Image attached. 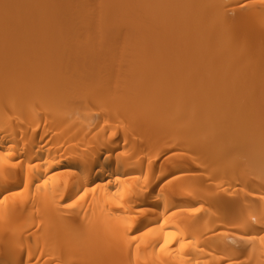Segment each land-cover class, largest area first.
<instances>
[{"label": "bare ground", "instance_id": "obj_1", "mask_svg": "<svg viewBox=\"0 0 264 264\" xmlns=\"http://www.w3.org/2000/svg\"><path fill=\"white\" fill-rule=\"evenodd\" d=\"M52 1L53 0H0V33L3 32V35H0V41H2L4 38L6 42H1L0 47L4 49V45L2 44L7 45V42L9 43L8 46H12V48L10 49L12 51H10L8 47L7 49L10 52H8L7 50H5L6 52L2 51L1 48L0 52H8V57L9 54L13 52V50V53L16 52L17 55L18 53H20V51L24 52V54L28 52L31 53L33 50L32 47L34 45V42H36L34 41L35 39L33 37L37 36L40 39L43 38L42 41L46 38V36H48L49 38V30L43 29V31L45 30L47 32L42 33V27L40 28L39 26V24L43 26L44 22L37 21V18V22H31L35 17L38 16H36V14L41 11L42 8L43 11L46 10L45 5L52 3ZM115 1L116 0H55L56 4L63 10L61 19L59 20V26L61 27L63 32L66 31V40H70L71 43H74V45L72 46V44H69L70 42H68V44L73 47L70 48L69 45L65 42V45H63L66 47L68 46V48H65L67 50L58 47L54 44V42L57 41L56 36L57 34L59 35V33L57 31L51 32V36H55V39H53L54 37H51V39H49H53L55 41L53 42V45L50 46L49 50H51L52 46H57L59 50L54 46L55 50H58V52L55 51V55L57 56L58 54V58L60 56V58L58 59L59 63L58 61L56 63V57L53 54L54 50L52 49L51 53L49 51V54L45 51V56L48 54V57L50 59H52V55L55 58L51 60H55L54 63H51V65H55V69H53L54 65L53 68L50 67V62L47 63L48 65L45 64V66H48L47 68L51 70V77L53 78L50 79L49 70L45 71V66H43L45 67V69L41 68L42 66H39L43 70L42 74L40 71L41 69L37 68L40 63L38 62L37 65L31 62L32 64H34V66L36 65V67H34L29 63L33 66V73L36 74L35 71H37V69H40L39 73L42 75L40 76L37 71L38 75L36 74V76L38 77H35V79L33 78L34 80L30 79L29 81V79H27L28 81H26L25 78H30V76L32 75L31 72H28V74L31 73V75L28 76V74H26V76H23L25 77L23 78L25 79L24 81L18 76V74H20L19 71L21 70L19 69V71H16L15 69L16 66H19V68H21L20 65L22 63L20 62L19 65L18 63H16L17 61H19L17 60L15 62L16 66H14V59L11 58L13 59L12 65L15 69L14 72H17V76L15 73L13 76H16V78H13V76L11 75L8 80H10V78H13L12 80L15 81L16 79H20L21 83V80H23L24 86L16 84L17 81H11V85L13 84L12 86H6V83L0 82V84L4 83L7 89L9 86H20V88L16 87L15 91L12 90L14 92H11V95L9 94V92L7 93V91L0 92V94H4V96L2 94L3 97H5V94L7 95L5 98L0 96V264H264V172L258 171L259 169H261V171L263 170L262 168L264 167V160L261 161L259 157L257 159V161L260 160L258 161V164L262 165L261 167L260 165L258 167L256 160L254 162L257 165L256 167L255 165L253 166L252 162L248 164L246 161H244L245 164L247 163V166H251L250 170H247L248 168L245 169L246 165L242 168L240 164H237V166L235 163L236 161L234 162V160L233 162L235 164L233 166L232 159H228L230 157L229 155H226L225 152V150L227 151L226 148H229V146H227V144L225 143V139L223 141L224 144L222 140L221 142L223 147H227H219L220 149L223 148L221 150H224L222 154L220 152L222 157L219 154H216V152L220 149L216 150L215 148H209L210 146L212 147L217 144L220 146V143H217V140H215L216 142L211 141V145L208 144L209 142L206 143L208 144V146L210 145L209 147H207L206 145L200 147L207 148L197 151L194 150L197 145H203L201 143L204 139L206 140V138L203 137L207 135H204V133H209V129H212L209 127V125L208 127L206 125L207 128L200 127L207 119L206 117H204V115H207L208 119L210 117V119L213 120L212 118H215L214 115H218L216 112L218 109L215 108L216 114H212L213 109L211 111V108L215 103L217 104H215V107H219L220 105H222H218L220 97L221 100H223V103L225 102L226 98L228 99V102L229 99L232 98L231 96H228V94L230 93L226 92L227 96H225V93L223 91L222 92L224 95L222 93H220L221 96L219 95V91L223 90L220 87L222 86L221 83H219L220 88L218 87L220 90L215 93L216 95L214 94L215 98L214 101L212 100L213 102H210L211 99L209 100L208 96L207 98L206 95H203L204 90L208 95H210L209 91L213 90H208L209 88H211V83H209L208 80L209 78L212 79L213 75L215 74L213 71V68H215L213 64L219 61L222 62L219 59L220 57L217 58L219 59V61H216L215 56V60L213 59L214 62L212 61L213 55L210 56L212 54L211 50L217 44L213 46L214 43H212V41L214 39H212L210 35L213 31L214 33H216L215 30L224 29L225 27L221 26L222 23H224L225 26L228 27L229 21L231 20H228V18L230 19L229 16L224 15L225 8L229 7L234 10L235 7L238 8L240 6H242V8L243 6H246L245 10L244 8L242 9L244 10V12L241 10V13H233L238 17V21L236 20V22H240L241 26L244 27L243 31L247 32L246 30L251 27L250 29H252V31L254 32L253 29H257V27L260 26L256 30V32L259 30L262 32L261 29L264 30V0H118L116 1V4L118 3V5L113 3ZM119 1L121 2V4ZM142 1L147 3L148 10L145 9V14H143V16H147L145 18H148V21L150 20L148 24H153V19L154 23L156 21L159 23L158 17L165 19L164 24L168 23L166 21L167 16L170 13H174V17H176V13L179 19L187 18L186 16L188 15L191 16V19L187 18L188 21L186 20L184 24L182 23L183 20H181V23H177L179 24L178 27L180 28V30L181 28L194 29L196 28L195 26H198L199 28H201L200 30H202L200 34L197 33V30L196 35L198 36L194 35L196 39L195 37H192V39L194 38V41H197L198 45L193 44L196 43V41L194 42L191 37L187 38V40L189 41L192 40L191 42L186 40L184 41L186 43V46L188 47H194L195 45H197L195 46V48H190V50H188V47L187 49L185 47V50L188 51L185 52L187 53L186 56L188 55V58H190V62H188L190 67H188L189 65H187V67L191 68V65H193L191 63L194 62L193 60H196V62L199 61L200 64L199 62H195L196 65L199 64V66H197L199 69L198 71L196 70L197 73L199 72L198 74H200L202 72L203 74L209 76L208 78L204 75L205 80L206 78H208V82L205 85L206 81L203 78V74H200V77H202V80H204L205 83L202 84L203 82H201L202 80L200 79L199 81L202 85L199 82L200 86H198L203 91L201 95L204 96V98L206 97L207 101L210 103L205 102L206 99L203 100L202 96V101L200 100L198 103L204 101L206 105H203L201 103L203 106L201 108V105H196L197 102H194L196 106L202 109H198V111L197 107H194V111L197 110L199 112V115L203 114L202 119L204 121H200L202 124L197 121V119L199 120L201 118V116L198 117L199 115L197 111L196 114H194L195 112L193 113V115H195L193 117V121H197L198 123L196 122V124H200V126H196L192 122L193 126H191L190 124V129L184 130V128L180 129V127H177V124L181 123V121L175 124L177 120L182 119L180 118L182 115H185L182 114L184 112V109H182L184 106L181 105H184L187 99L189 100V96L194 95H187V93H189L187 88V92L182 89L187 86L185 84V86L182 85V83H184L185 78H188L187 76L190 73L187 72L188 69L187 67H185L187 63L185 62L184 65L182 64L184 56H182L183 60L181 61V63L179 62V64H182L180 66L181 69L179 68L180 70H177V67H179V65L175 63L177 61H174V57H176L177 53L175 54V52H173L172 50L175 55L173 56V54H171L172 52H170V55L168 50H170L171 48V43L169 42L170 44L169 46H167L169 47L168 49L166 48L167 43H164V46L163 42H161L165 41V37L167 36V34H165L166 36H162L163 39L161 38L159 40L158 38L163 34H160L159 37L156 35L153 36L152 33L154 31H151V34L149 33L151 29L149 31L145 29L143 30L142 27L144 26H142L141 28L143 31H141L139 29L140 26L139 28L137 27L138 25L135 26L137 24L136 22L139 21V16L136 10L142 6L140 4L144 3ZM110 4L114 6H111ZM137 4H140V6H138ZM109 8H111V10H109ZM236 8L235 10H237ZM104 9H106L105 13ZM140 9H138V13L140 12L139 15L141 17L142 12ZM239 9L240 8H238V10ZM15 11L18 13L16 14ZM101 11L103 12V14ZM114 11L115 13H117L116 11H119L116 14V19H121L123 24L125 22L128 23H125L123 25V30L127 26L126 30H122V22H120V20L118 21L121 24H117L118 27H120V30H117L118 27L116 28V24L114 25L112 23V20H114L115 18L113 16V14L115 15ZM104 14L105 16L102 17ZM107 14L110 17H108ZM33 16L35 17L33 18ZM105 17L108 20H106ZM155 17L157 19H155ZM234 18L236 19V17ZM128 19L129 21H127ZM173 19L175 20V18ZM174 20L172 21L174 22ZM259 21L263 22H260L263 24V27L261 26V24H256ZM129 22H133V26L135 27H133L132 24H130L129 26ZM47 23L49 22L47 21ZM143 23H146V21H143ZM171 23H169L168 25L170 26ZM152 24L151 27H153ZM177 24H172L173 27L171 26L172 29L170 28L171 30L175 29V33L180 32H177ZM254 24L256 27L253 26ZM45 25L48 24L44 23V26ZM112 25H114V27H111ZM147 25H145V28H147ZM234 25L237 27L236 23ZM48 26H50V24ZM149 26L150 25H148V27ZM161 26H163L162 22ZM174 26L177 27V29ZM29 27H31L32 30ZM51 27L55 28L53 25ZM27 28L29 32L28 30H26ZM155 28L154 30L156 31ZM158 28L161 27L159 26ZM167 28L169 27L167 26ZM167 28L166 30H168ZM190 29L189 31H191ZM22 30L23 33L21 35L20 32ZM159 30L162 31V29ZM119 31H122V34H125V31L128 33L125 34L126 45H123V49L125 50L124 53L128 50L130 51V49L133 48V44H136L134 48H138L141 45L138 43L143 44L144 42V45L141 46L143 47V49H145L146 47V50L148 48V51L144 53L145 50L142 51L140 47L139 49L141 50L140 52L142 54H140L141 56H139L137 59L135 54L138 53L136 55H139V51L134 52V50L136 49L133 48L132 53H134V55H131L133 56V58L135 56L137 60H141L143 65H141L138 61H136V63L138 64H134L132 57L130 56L131 59H127L129 63L131 62L130 65L128 63L127 64L129 66L123 64L127 66L124 67L121 61L122 68L119 66L121 68L120 69L117 66L118 63L116 64L114 62L113 66L112 63L111 65L108 64V60L112 58L110 57L108 59L111 53H109V56L107 57V55H105L103 51H101L104 55L101 54L102 56H100V50H104V48H101L97 51V49H99V46H103L104 44L106 48V45L109 42L110 44H108L111 46L108 47L107 45V47L110 49V47L112 48V44L115 43V41L113 43L112 40H117L119 39L118 37L122 38V40L120 39L121 42H124V36L122 37ZM252 31L250 33H252ZM167 32H169V30ZM159 33L157 31L158 35ZM171 33L173 32L171 31ZM17 34H19L18 38L16 36ZM45 34L47 35L45 36ZM190 34L191 33H188V35ZM193 34L191 36H193ZM230 34L228 32L227 36H232ZM184 35L185 34L182 35V40L185 39V36L187 37V35ZM246 35L247 34H245V36ZM155 36L156 39L154 38ZM261 36H263V34ZM27 37H30L31 39H27ZM131 37L132 40L131 42H129V38ZM140 37L141 40L138 39ZM208 37L209 39L211 38V42L208 40ZM134 38L137 41L136 43H132V41H135ZM143 38L144 40L142 41ZM179 38L181 40V36ZM77 39H83L87 42V54L82 55V53L79 54L76 53L77 51L75 52L74 46L75 42H77ZM169 39H171V37H169ZM172 39L170 41H172ZM174 39V42H172L174 44L178 43V40L176 39L175 41ZM225 39H227V37ZM27 40L32 41H28V43L30 42L29 45H32L31 48L28 45ZM207 40L209 43H207L209 49H207ZM42 41L40 42L41 44H43ZM52 41L50 42L52 43ZM101 42H103V44L99 45V43ZM121 42L120 46H122L123 44H121ZM180 42L182 43L183 41ZM234 42L235 41L231 43ZM37 43H39V41H37ZM55 43H58V41ZM252 43L254 42L252 41ZM26 44L28 45V47ZM49 44H46L47 48H49ZM174 44L172 46H174ZM221 44L224 43H220V45ZM261 44L264 46L263 42H261ZM80 45H82V43ZM178 45L179 44L175 46L177 48L183 46V44L180 46ZM220 45L213 49V51H215V55L217 54V51H221L224 48L226 49V47H224L225 45ZM17 46H20V48L17 49ZM114 46L115 45H113V48ZM124 46L128 49H125ZM263 46L262 48H264ZM25 47L29 49L25 50ZM35 47L36 46H34L33 53H36V50L38 48ZM43 47L41 46V48ZM248 47L250 48V46ZM23 48V51L20 50ZM219 48L220 50H218ZM227 48L230 49L229 45L227 46ZM256 48L257 47L255 46V49ZM123 49H121V52L119 53L123 54ZM164 50H167L168 52ZM116 51L112 53H115ZM177 51L178 50L176 49V52ZM180 51H183L184 53V50H182V48H180ZM180 51L178 52L177 56L182 55L180 54ZM245 51L243 50L241 53L242 55H244L243 57H246L244 53ZM255 51L257 53V50ZM262 51L264 52V49ZM260 53L263 54L261 51ZM50 54L52 55L49 56ZM95 54H98V56L94 57ZM166 54L169 56H173L172 59L171 57H169L171 60L174 59V62L171 61V63L173 62L178 66H174L173 63H168L167 60L169 58L168 56H166ZM253 54L252 57H248L250 60L251 58H253ZM261 54H259L260 58L259 56L255 57L259 58L258 60H256V62H259V60L262 59ZM17 55L15 56V58L17 57ZM142 55L144 57H146L147 55L148 56L144 59ZM242 55H240L241 58ZM21 56H23V54ZM26 56L27 55H25V57ZM35 56H37V54ZM92 56L93 58H91ZM223 56L224 55H221V59H223ZM1 57L0 73L1 71L3 73V69H5V67L2 66L5 65V60L3 61L2 59L4 58L1 59ZM141 57H143L145 61L143 59H140ZM164 57H167V63L164 61ZM115 58H117V56ZM180 58L181 56L178 58V60H180ZM255 58L253 59L255 60ZM6 59L9 58L6 57ZM31 59L28 57V60H26L28 62L29 60L32 61ZM45 59L47 58L44 57V59H42L43 61L40 59L42 61L41 65H43ZM26 60H24V62ZM187 60L189 61V59ZM127 61L125 60V62ZM233 62H235V60ZM252 62H249L251 63L250 65L252 70H257V72L260 73L263 67L261 68L260 66L261 69L259 71V67L257 66L259 63L257 62V65L255 66L257 69H255V67H252V65L254 64V62L253 64ZM261 62L264 61L261 60ZM222 63H219V66ZM29 64L26 63V65ZM216 64L215 66L218 69V71H216L219 72V69L221 67L219 68L217 66L218 64ZM234 64L235 63H233V65ZM241 64L239 62V65ZM243 65L244 63L242 64V66ZM250 65H248V69ZM183 66L187 69L186 72L188 74H186L185 72L187 76L185 75V78H182L184 80L183 82L180 81L181 88L177 90V95H175L174 92H176V88H174L175 91H173V94L171 93V91L173 90L172 88L174 87V85L175 87L177 86V83H174L177 82L179 78H181V75L186 70ZM194 66L195 65H193V68L195 69ZM24 67L26 66L24 65ZM27 67L30 68L29 66ZM159 68L161 69V72ZM183 68L184 71L182 73ZM229 68H226V71ZM189 70V72L191 73L195 71L192 68ZM200 70L202 71L200 72ZM30 71H32V68ZM177 71L181 74H179ZM196 71L192 74H196ZM211 71L212 74L214 73L212 77H210ZM14 72L12 71V73ZM25 72H23V75H25ZM44 72H47L46 74L49 75H45V77L47 78L44 77ZM247 72L249 74V71ZM257 72L255 74H257ZM170 73H172V75H170ZM174 73L175 77L173 76ZM146 74L148 76H146ZM253 74L254 73H252L251 75L250 72L249 76H254ZM149 75L151 78L153 76L156 79L147 78V83L145 81L146 77H149ZM193 75L191 77H193L194 80L193 78L191 79V77L187 80L191 79L193 81L190 82L191 80H189L188 82L191 83L190 87L192 89V92L194 91L193 93H196V96L194 95V98H190L189 102L192 101V99L193 101H197V99H200V92H202L199 87L193 85L194 82H196V80L199 78V76L196 77L195 75ZM215 75H217V73ZM1 76H3V74H1ZM5 76L1 78L4 79ZM177 76L179 78H177ZM219 76H216V78H219ZM249 76L248 81L252 82ZM259 76H261V74L257 76V79ZM252 78L255 79V77ZM169 80L174 83L171 84V81L169 82ZM3 81L7 82V80L5 79ZM211 81L214 80H210V82ZM8 82L10 83V81ZM8 82L7 84H9ZM260 82H262V80ZM17 83H19V81ZM197 83L198 80L195 84ZM208 83L210 84V86ZM228 84L229 83H227V87ZM252 85L253 84H251V86ZM194 86L196 88H194L193 90ZM207 86H209V88ZM232 86L231 88H233ZM1 87H3V85ZM218 88L216 87V90H214L217 91ZM222 88L225 87L222 86ZM5 89L3 88V90ZM21 89L24 90V92L21 91ZM195 89L197 91H200L198 92V95L197 91L195 92ZM235 89L237 90V87ZM20 91L22 92V94L20 93V97H16V100L18 98L20 99L19 101L17 100L18 103L14 105V102V106L11 107L5 106V103H12L13 100H15L14 93H16L17 95V93ZM257 91H259V89ZM236 92H238V90L235 91V95L238 96L240 94L239 96H241V93L236 94ZM254 93L258 92L255 91ZM167 94L169 95V97L172 95L175 96H172V98L170 97L169 99L167 97ZM243 95H245V93ZM216 96L218 97V99L216 98ZM242 97L235 98V100H243ZM195 98L197 99L195 100ZM216 99L219 101L217 102ZM227 99L225 103H228ZM171 100L173 101V103H171ZM263 100L264 99H262V101ZM165 101L167 103L170 102L171 104H173L171 105L172 108H170V103L167 104ZM249 101H251V99ZM191 103V107L195 106ZM251 103L253 104V101ZM238 105L239 104H237V106L235 105L236 108L238 107ZM178 106L180 108H177L178 110L175 109ZM223 106L225 107L226 104H224ZM181 109L182 113L180 112ZM221 109H223V107ZM220 111L221 110L219 107V112ZM250 111L251 110L249 109V112ZM179 112L182 114L181 116L179 115ZM187 112L185 111L186 114L189 113ZM256 112L257 110L255 111V113ZM176 113L180 116V119L176 118L178 117V115L176 116ZM209 113L211 114V116H208ZM220 114H222V111ZM233 114H236V112L231 113L232 116ZM190 115L187 118L192 119ZM196 115L198 118L196 117ZM225 115L228 116L227 114ZM164 118L166 120H164ZM233 118H231L232 121ZM243 118L245 120V117ZM173 119L177 120L174 122ZM164 121L166 122V124L164 123ZM215 121L217 122V120ZM168 122L174 123L176 125V128H174L175 126L172 123L171 124L174 127ZM208 122H210L211 126L212 121ZM206 123L207 122H205V124ZM183 125L184 124L182 123V126ZM214 129L212 130L213 132ZM227 129L228 128H226V130ZM226 130L224 131V133L226 132ZM215 131L218 132L217 129H215ZM228 131H230V129ZM251 131L252 130L250 129V132ZM254 132H256V130H254ZM218 133L221 132L219 131ZM213 134L211 136H213ZM259 134L262 133H258V136ZM221 135H218L219 138H221ZM218 136H216V139ZM225 136L227 135L225 134ZM232 137L230 139V136H227L226 139L229 138L230 143H232L233 145L234 140L232 142ZM251 137L249 136V140ZM255 138L256 140H258L257 137ZM262 138L264 139L263 136L261 137V140ZM253 139L251 140L254 144V141L256 140ZM203 143L205 144V141ZM263 143H260L262 147L264 146ZM256 144H254V146ZM238 146L237 148L241 147L244 150L241 145L239 147ZM213 149H215L216 152ZM253 149H251V152ZM261 149L264 152V149ZM228 151L230 152L228 154L232 156L231 150ZM217 153H219V151ZM241 153L242 151L240 152V154ZM258 153L259 152H257L256 155H258ZM225 155L228 156V158L225 157ZM244 156H246V154L243 155V159L245 160L246 157L244 158ZM223 158L228 159L227 161L229 163H227L229 164V167L230 165H232L231 167H233L234 170H230L229 167V170L226 169L227 167L224 168L225 166H228V164L225 165L224 162L226 161L224 160L222 161L224 167L221 170L223 165L220 166V164L222 163H220L219 165H217V163L219 159ZM238 159L236 158V160ZM240 160L241 158L239 159V161ZM217 167L220 168V171H217ZM253 168L257 169L253 170ZM197 174H201V176L203 175L202 178L199 177V181L196 180L197 182H192V178L193 180H195L194 176ZM191 182L195 185L190 184ZM195 182L198 184H196ZM214 186L218 187V190ZM214 188H216V192H220L219 195H217L218 193H216L215 191H211V189L213 190ZM221 192H223V194H221ZM220 194L222 197H224V194L230 195V197H228L233 200H230V202H234V205L231 203L233 205L231 207L232 209L228 206L226 201L224 202L220 199L219 201L215 198L221 197ZM214 199L217 200H215V202L217 203H214ZM223 200L228 201V198L226 199L224 197ZM222 203H225V206L222 205L224 206V208L222 206L219 207ZM216 204L221 210L217 209ZM225 209H227L228 211L230 209L231 211L228 213V211H225Z\"/></svg>", "mask_w": 264, "mask_h": 264}, {"label": "rangeland", "instance_id": "obj_2", "mask_svg": "<svg viewBox=\"0 0 264 264\" xmlns=\"http://www.w3.org/2000/svg\"><path fill=\"white\" fill-rule=\"evenodd\" d=\"M116 1H118V0H116ZM116 1L113 2V3L116 4ZM120 1H121V0H120ZM120 1H119V2H120ZM142 2H144V1H142ZM51 4H52V5H51ZM120 4H121V2H120ZM140 4H141L143 7H144V6H145V7L143 8V7L141 6V7H142V8L140 7L141 9L138 8V9H140L141 12H142V13H141V17H140V15H139L140 12L138 13L139 10H138V9L136 10V11H137V14H138V16H139V19H138V20H139L141 23H140L139 21H137V22H136L137 24H136L135 26L138 25V26H137L138 28H139V26H140L139 29H140L141 31H143L144 29L149 31V30L151 29L149 33L151 34V33L154 31V32L152 33L153 36L156 35V36L159 37L160 34H163V35H161V37H159V38L157 37L159 40H160L161 38L163 39L162 36H166L165 34H167V36L165 37V41H166V39H167V41H166V42H165V41H161V42H163V45H164V43H165V44L167 43L166 48H168V49H169V47H167V46H169V44L171 43V46H170V47H171V48H170L171 51L168 50V51H169V54H170V52H172V50H173V52H175V54L177 53V54H176V57H174L175 60L173 59L174 61H177V62H175V63H177V64L179 65V67H177V70L179 71V70L181 69L180 66H181L182 64L184 65L185 62L187 63L185 67H187V65H189L188 62H190V58H188V55L186 56L187 53H185V52H186L187 50H185V47H186V49H187L188 46H186V43H185L184 41H185V40H186V41H189V40H187L188 37H191V39H192V37L198 36V35H196V34H197V33H198V34L201 33V31H202V30H200L201 28H199L198 26H195L196 28H194V29H190V28H186V29L183 28V29H182V28H181V30H180V28L178 27L179 24H177V23H181V20H183L182 23L184 24V23L186 22V20L188 21L187 18H190V19H191V16L188 15L189 17L186 16L187 18H181V19H179V17L176 15V13H175V16H176V17H174V13H170V14L168 15V16H170V17L167 16V18H166V21H167L168 23H165V24H166L169 28H167V26L164 24L165 19H162V18H160V17H158V18H159L158 21H159L160 24H159L156 20H155L156 22L154 23V19L152 20L153 24H152V23L148 24L150 20L148 21V20H147L148 18H145V17H147V16H145V15L143 16V14H145V9L148 10V9H147V8H148V7H147V3L144 2L143 4H142V3H140ZM140 4H139V5L137 4V5L140 6ZM144 4H145V5H144ZM47 5H48V6H47ZM47 5H45V9H46L45 11H43V10H42L43 8H42L41 11L38 12L39 14H38V13L36 14V16L38 15L37 17L33 16V18H34V17H35V18H34L33 20L31 19V20H32L31 23H33V22L35 23V22H37V21H42V22H44L45 24H48V25L50 24V26H48V25H45V26H44V23H43V26L40 25V24H39V26H40V28L42 27V31H43V29H45V30H49V31H48L49 34H48V33H47V34L50 35V37H49L50 39H51V37H52V38L54 37L53 39H55V36H51V32H52V31H53V32H54V31H57V32L59 33V35L57 34L58 37L56 36L58 43H55V42H57V41H55V40H53V39H52L53 41L50 40V39L48 38V36H46L47 34H45L46 38L44 39V40H47V41H44V40L42 41L43 38L40 39L39 37L35 36V37H33L35 40H34V39H32V40H34V41H36V42L33 41V42H34V45H33L32 49L34 50V46L38 47L37 50L35 49V50H36V53H33V50L30 49V50H32L31 53L28 52V51H25V52H28V53L24 54V52H21V51H20V53H18V55L22 53L23 56H21L22 54L18 56V55L16 54V52L13 53V52H14V50H13V52H11V53L9 54V57H8V54H7V53L10 52V51H12V50H10V49L12 48V46H11V45H10L11 47L8 46V45H9L8 42H7V45H6V44H2V45H4V49H2V48L0 47V48L2 49V51H5V50L8 51V49H7L8 47H9V50H10V51H8L7 53H5L6 51H5L4 53H3V52H0V55L3 56V57L0 56L1 59L4 58V59H2V60H3V61L5 60V63H4L5 65L3 64L4 66H2V67H5V69H3L4 71L6 70L5 72L3 71V73H2V71H1L0 76H1V74H3V76L6 75L5 77H6L7 79H6L5 77H4V79L7 80V82L10 81V83L8 82L9 84H7L6 81H3L4 79L1 78V77H3V76L0 77V78H1V79H0V82H4V83H6V86L11 85V81H13V82L15 81V80H12V79H13V78H16V76H17V72H16V71H19V69L21 70V71H19L20 74H21V76H20V74H18V76H19L20 79L25 78V77H23V76H26V74H28V72H31V73H32V75H31V73L28 74V76H30V75H31V76H30V78H29V77H26V78H25L26 81H28L27 79H29V81H30V79L34 80L35 77H38V76H36L37 71H38V74H40V73H39L40 71H41V73L43 72V70H42L41 68L45 69V67H46L45 71H46V70H49V73H50V74H49V75H50V79L53 78V77H51V72H50L51 70L48 69V68H47L48 66H45V64L48 65L47 63L50 62V63H49V64H50V67L53 68V65H54V64L51 65V63H54L55 60H56V63H57V61H58V59L60 58V56H59V58H58V54H57V56L55 55V54H56V53H55V51H56L55 48H56L57 46H58V47H61L62 49L68 48V46H67V47L64 46V45H65V44H64L65 42H66L67 44H68V42H70L69 44H72V46L74 45V43H73V42L71 43L70 40H69V41L66 40V36H67V35H66V31L63 32V30H62L61 27L59 26V25H60V21H59V20L61 19V14H62V11H63L62 8H60V7L56 4L55 0H53L52 3L47 4ZM110 5H111V4H110ZM116 5H118V3H117ZM46 6H47V7H46ZM111 6H114V5H111ZM49 7H50V8H49ZM55 7H56V8H55ZM225 7H226V6H225ZM20 8H21V7H20ZM111 8H112V7H111ZM111 8H109V10H111ZM113 8H114V7H113ZM235 8H236V7H235ZM235 8H234V10H233V9L227 7V8H225V10H224V15L230 17V19H229L228 17H226V18H228V20H231V21H229V25H228L229 28H228L227 26H225L224 23H222L221 26H223V27H225V28H224V29H220V30H215L216 33H214V31H213V32L211 33V35H210L211 38L214 39V40L212 41V40H210L211 38L209 39V37H208V40H209L210 42L212 41V43H214L213 46H215V44H217L214 48L218 47V46L220 45V43H224V44H221V45H223V46L225 45L224 47H226V49L223 47L224 49H222L221 51H217V54H216V55L214 54L215 51H213V49H214L213 47H212L213 49L211 50V53H212V54H211L210 56L213 55L212 61L214 62V60H215V59H214V56H215L216 61H217V60L219 61V59H220V60L223 62V63L220 62V61H219V62H215V64H216V63L218 64V65H217V64H216V65H217L219 68L221 67V68L219 69V72H217L218 69H217V67L215 66V64H213L214 67H215V68H213V71H214L215 74L217 73V75H215L214 73H213V74H214V75H213V74H212V71H211V75H210V77H212V75H213V78H214V77H215V78H214V79H213V78L210 79L209 76L203 74V73L201 72L202 70H200V72H201L200 74H203V78H204V75L207 76V77L209 78L208 81H209V83H211V88H209L210 84L208 83V84H209V86H207V87L209 88L208 90L213 89L212 91H209V94H210V95L206 94V93H205V90H204V94H203V95H206V97L208 96L209 98H208V97H207V98H208L209 100L211 99L210 102H213V101H214V98H215L214 94H215L216 92H218V90H220L219 88L221 87V89H223V90H220L221 92L219 91V95H220V96H221L220 93L223 94V92L225 93V96H227V95H226V92L231 94V95L228 94V96H231V97H232V98L229 99V102H228V99L226 98V99H227V102L230 103V104L225 103V102H226V99H225V102L223 103V102H222L223 100H221V97H220V96H219V97H220V99H219L220 101L217 100L218 97L216 96V98H217V99H216L217 102L219 101V102H218V105L222 104V105H220L219 107H220V110L222 111V114H223V115L220 114L221 111L219 112V107H218V106L215 107L217 104L215 103V104H216V105H215V104L213 103L214 106H213V105H212L213 107L211 106V107H212V108H211V111H212V109H213L212 114H213V113L216 114V112H217V114H218L219 116H218V115H214L215 118H212V119H213L214 121L217 120V122H216V121L214 122L213 120H211L210 117H209V119H208L207 115H206V116L204 115V117H206V118L208 119V120L206 119L207 121H206V120L204 121V120L202 119V118H203V116H202L203 114H202V115H199V112H198L199 110H198V109L202 110V109H201V108L203 107L202 104L204 105L205 102H207V103H210V102L207 101V98H206V97L204 98V96L201 95V93H203V91H202V90L200 89V87H199V86H200V85H199V82H200L199 80H200V79L202 80V77H200L201 75L198 74L199 72L197 73V71H198V69H199L197 66H199L200 62L197 61V62H199V64L196 65V63H197L196 60L191 59V60L194 61V62H192L191 64L195 65V66H194L195 69L193 68V65H191V68H192L193 70H195V71L197 70V71H196V74H197V75H196V74H194V75H195L196 77L199 76V78L197 79V80H198V83L195 84V83L197 82V80H196V82H194L193 85H196V87H199V89H200L202 92L197 91V90L195 89V92L197 91V95L199 94L198 92H200V96H199L200 99L195 98V100L197 99V101H193V99H192V101L189 102L190 98H194V95L196 96V93H193L194 91L192 92V89H191V87H190V86H191V83L188 82L189 80H191V79L193 78V77H191V76L193 75L192 73H194L195 71H193L192 73L189 72V71H190L189 69H191V68H188V67H190V65L187 67L188 71H187V69L183 66V67L186 69L185 71H184V68L182 69V73H183V71H184V73H183L184 75L182 74V75H181V78H179V77L177 76V78H179L178 81L176 80L177 82H175V83L173 82L174 84L177 83V84H176L177 86L175 87V85H174V87L172 88L173 90L171 89V90H172L171 93L173 94V91L176 90V92H174V93H175V95H177V90H179V89L181 88V86H180V85H181L180 81L183 82V81H184L183 79L185 78L184 76H185L186 74L190 73L188 76H187V75H186V76H187L188 78L191 77V79L187 80L188 78H185L184 83H182V85H184V84L187 85V86L189 87V89H188L187 86H186L185 88H182V89H184V90L186 91V88H187V90L189 91V93H187V95H188V94H190V95H191V94H194V95L189 96V97H188L189 100L187 99L188 101L186 100L185 103L183 102L184 105H181V106H184V107L182 108V109H184V112L182 113V109L180 110V112H181L182 114H185V115H182V114L179 112V113H180L179 115H180V116L182 115V116L180 117V116L176 113V116L178 115V117H176V118L178 119V118L180 117V118H182V119H180V118H179L180 120H177V119H176L177 122H176L175 124H177L179 121H181V123L177 124V125H178L177 127H178V128L180 127V129H183V128H184V130H186V129H190V127H189L190 124H191V126H193V125H192V122H193L194 125H196V126L198 125V124H196L197 121L200 122V121L202 120V122L204 121L203 124H205V122H207L205 125H203V124L200 122V124H202V125L200 126V124H199L198 126H200L201 128H204V127H206V125H207V127H208V125H209V127L212 128V129H209L208 132H209V133L211 132V133H210V134H209V133H206V132L204 133V135L207 134V135H206L207 137H206V136L203 137L204 135L202 136L203 138H206V140H205V139L203 140V142L205 141V144L202 142L201 144H203V145H197V146L195 147V149H194L195 151H197V150H201V149H204V148L209 147V146L212 144V143H210V142H211V141L213 142V141H215V140H217V143H218V142L220 143V146L216 143V144L218 145V147H217V145H214L215 147H214V146H212V147L210 146L209 148H215L216 150H218V149H220L219 147H223L222 142H223L224 139H225V140H226L225 143L227 144V146H229V148H228L227 146H226L227 148H226V147H223V148H226L227 151H228V150H231V155H232V156H230V154H228V153H230V152H229V151L227 152V151L225 150L226 155H229L230 158H228V156H226V155H225V157H227L228 159H232V162H233V160H234V162L236 161V162H235L236 165H237V164H238V165L240 164V165H241V168L244 167L247 163L250 164L251 162L253 163V166L255 165V167H256V166L258 165V167H259L260 164H258V161H260V160H261V161L264 160V159H263L264 152H263V150L261 149V148L264 149V146L262 147V145H261V144L263 143V141H264L263 138H262V140H261V137H262V136L264 137V131H263L264 128H262V127H264V118H263V117H264V116H263V115H264V111H263V110H264V100L262 101V99H264V90H263V89H264V82H263V81H264V77H263V76H264V72H263V71H264V70H263V69H264V65H263L264 62H261V60L264 61V58H263V57H264V52L262 51L264 48H262L263 45L261 44V42L264 43V41H262V40H264V33H263L264 30L260 28V29L262 30V32H261L260 30L256 32V30L260 27V26H259V27H257V29H255L254 27H252V28H254V29H253L254 32L252 31V29H250L251 27L248 28V30H246L247 32L243 31V30H244V27L241 26L240 22H238V23L236 22V20L238 19V17H237V15H235V14H236L237 12H240L243 8H244V10H245V9H246V6H243V8H242V6L238 7V8H240L239 10H238V8H236L237 10H235ZM55 9H56V10H55ZM117 9H118V8H117ZM117 9H116V10H117ZM228 9H229V10H228ZM109 10H108V11H109ZM119 10H120V9H119ZM142 10H143L144 12H143ZM226 10H227V12H226ZM244 10H242V11L244 12ZM46 11H47V12H46ZM93 11H94V10H93ZM105 11H106V9H104V13H105ZM112 11H113V9H112ZM235 11H236V12H235ZM242 11H241V12H242ZM44 12H45V13H44ZM101 12H102V11H101ZM116 12L118 13L119 11H116ZM228 12H229V13H228ZM233 12H234L235 14H234ZM241 12H240V13H241ZM15 13L17 14L18 12L15 11ZM112 13H113V12H112ZM114 13H115V11H114ZM117 13H115V15L113 14V16H114L115 18L113 17L114 20H112V23H113L114 25L116 24V25H115L116 28L118 27L117 24H119L120 22H122L121 19H118V18L116 19V14H117ZM227 13H228V14H227ZM232 13H233L235 16H234ZM40 14H42V15H40ZM45 14H46V15H45ZM102 14H103V12H102ZM102 14H101V15H102ZM231 14H232V15H231ZM237 14H238V13H237ZM44 15H45V17H44ZM107 15H108V14H107ZM172 15H173V16H172ZM39 16H40V17H39ZM52 16H53V17H52ZM104 16H105V14H104L102 17H104ZM38 17H39V18H38ZM108 17H110V16L108 15ZM142 17H143V19H142ZM234 17H236V19H235ZM36 18H37L38 20H37ZM48 18H49V19H48ZM125 18H126V17H125ZM173 18H175V20H174ZM226 18H225V21H226ZM231 18H232V19H231ZM40 19H41V20H40ZM42 19H44V20H42ZM105 19H106V17H105ZM110 19H111V18H110ZM115 19H116L117 21L120 20V22H119V21L117 22ZM144 19H145V20H144ZM155 19H157V18L155 17ZM161 19H162V21H161ZM168 19H169V21H168ZM176 19H177V20H176ZM190 19H189V20H190ZM233 19H234L235 21H234ZM34 20H35V21H34ZM36 20H37V21H36ZM49 20H50V21L52 20V21L50 22ZM106 20H108V19H106ZM172 20H174V22L177 24L178 29H177V27H175V26H174V27L177 29V32L180 31V32H179L180 35H179V33H175V32H174L175 29H174V30H171L172 27H173V25H175V23H174ZM47 21H48L49 23H47ZM56 21H57V22H56ZM113 21H114V22H113ZM123 21H124V19H123ZM127 21H129V19H128ZM130 21H131V20H130ZM143 21H146V23H143ZM177 21H179V22H177ZM232 21H234V22L236 23L237 27L234 25L235 23L232 22ZM237 21H238V20H237ZM42 22H41V23H42ZM108 22H109V21H108ZM115 22H116V23H115ZM161 22L163 23V26H161ZM171 22H173V23H171ZM230 22H231V23H230ZM260 22H262V21H259V22H257L256 24H257V25H258V24H259V25L261 24V26H262V25H263V24H262L263 22H262V23H260ZM125 23H126V22H125ZM125 23H124V24H125ZM169 23H171L170 26L168 25ZM232 23H233V24H232ZM51 24H52L55 28L51 27V26H52ZM120 24H121V23H120ZM124 24H123V22H122V30H123V27H124L123 25H124ZM126 24H128V23H126ZM130 24H132V26H133V22H131V23L129 22V26H130ZM139 24H140V25H139ZM147 24L150 25V26L148 27ZM151 24H152L153 27H151ZM157 24H158L161 28H158L159 26H158ZM172 24H173V25H172ZM239 24H240V26H239ZM33 25H35V24H33ZM114 25H112L111 27H114ZM145 25H147V28H145V27H146ZM35 26H37V25H35ZM35 26H34V27H35ZM120 26H121V25H120ZM132 26H131V27H132ZM135 26H133V27H135ZM142 26H144V27H142ZM171 26H172V27H171ZM231 26H232V27H231ZM253 26H255V24H254ZM31 27H32V26H31ZM31 27H29V28H31ZM45 27H46V28H45ZM49 27H51V28H49ZM141 27L143 28V30H142ZM155 27H156V28H155ZM197 27H198V28H197ZM226 27H227V28H226ZM233 27H235V28H233ZM255 27H256V26H255ZM262 27H263V26H262ZM35 28H36V27H35ZM128 28H129V27H128ZM154 28L156 29V31L154 30ZM166 28L169 30L170 33H171V31H172L173 33L170 34L169 32H167L168 30H166ZM170 28H171V29H170ZM230 28H231V29H230ZM239 28H241V29H239ZM52 29H53V30H52ZM54 29H55V30H54ZM57 29H58V30H57ZM126 29H127V26L125 27L124 30H126ZM159 29H162V31H160ZM184 29H185L186 31H185ZM189 29H190L191 31H189ZM227 29H228L229 34L231 33L230 35H232V36H227V34H228ZM249 29L252 31V33H250L251 31H250ZM26 30H28V28H27ZM31 30H32V28H31ZM40 30H41V29H40ZM45 30H44L43 32H42V31H40V32H42V33L47 32V31H45ZM117 30H120V27H118ZM124 30H123V31H124ZM187 30H188L189 32H188ZM194 30H195V31H194ZM197 30H198V32H197ZM225 30H226V31H225ZM24 31H25V29H24ZM129 31H130V30H129ZM151 31H152V32H151ZM157 31H158V33L160 32L159 35L157 34ZM183 31H184L185 33H184ZM192 31H193V32H192ZM26 32H27V31H26ZM28 32H29V30H28ZM61 32H62V33H61ZM119 32L121 33L122 31H119ZM155 32H156V33H155ZM182 32H183V34L187 35V37L184 35V36H185V39H184V37H183L184 40H182V35H183ZM186 32H187V33H186ZM196 32H197V33H196ZM244 32H245V33H244ZM1 33H2V34H1ZM1 33H0V35H3V32H1ZM18 33H19V32H18ZM20 33H21V35H22L23 30H22ZM20 33H19V34H20ZM63 33H64V34H63ZM126 33H127V32L125 31V34H126ZM174 33H175L176 36L174 35ZM188 33H191V34L188 35ZM193 33H194V34H193ZM226 33H227V34H226ZM243 33H244V34H243ZM249 33H250V34H249ZM254 33H255V34H254ZM257 33H258V34H257ZM19 34L16 35L17 38H18V35H19ZM62 34H63V36H62ZM125 34H122V33H121L122 37L124 36V38H123V41H124V42H121L122 38L118 37L119 39L116 38L117 40H112L113 43H114V41H115V43H114V44L111 43V44H112V48L110 47V49L108 48L109 46H111V45H109V44H110L109 42H108L109 44L107 43L108 47H107V45L105 44V45H106V48H105L103 42H101V43H99V45H100V44H103L104 47H103V46H99V49H97V51L100 50L101 48H104V50H100V52L103 51V53H104L105 55H107V57L109 56V53H111V55L108 57V59H109L110 57H112V58H110L109 60L107 59V60L109 61L108 64L111 65V63H112V66H113V63H114V62H115L116 64L118 63V64H117L118 68H120V67L122 68V65H123V64L129 66L131 62L129 63V61H127V59L130 60L131 57H132V60H133L134 64H138V63H136V61H138L141 65H143L141 60H140V61L137 60L138 57L141 56L140 54H142V53L140 52L141 50H140L139 48L141 47L142 51L145 50V51H144V53H145L146 51H148V48H147V50H146V47H145V46H148V45H145V46H144L145 49H143V47H142L141 45H144V42H143V44H142V43H138V44H141V45H140L139 47L137 46L138 48H134L136 44H135V45L133 44V45H134V46H133L132 43H136V42H137V41L135 40V38H134L135 41H132L131 45H132V47H133L134 49H136V50H134V52H136V51L138 52V51H139V55H136V54H138V53L135 54V56L137 57V59H136L135 56H134V58H135V61H134L133 56H131V55H134V53H132V52H133V51H132V49H133L132 47H131L132 49H130V51H129V50L127 51L128 53H127V52L124 53L125 50L123 49V45H124V44L126 45V43H125ZM127 34H128V33H127ZM150 34H149V35H150ZM177 34H178V35H177ZM192 34H193V36H191ZM212 34H213V35H212ZM214 34H215V36H214ZM241 34H242V35H241ZM245 34H247V35L245 36ZM260 34H261V35L263 34V36H261ZM42 35H43V34H42ZM64 35H65V36H64ZM119 35H120V34H119ZM194 35H195V36H194ZM236 35H237V36H236ZM238 35H239V36H238ZM249 35H250V36H249ZM252 35H253V36H252ZM45 36H44V37H45ZM60 36H61V37H60ZM156 36L154 37L155 39H156ZM172 36H173V37H172ZM180 36H181V40H180V38H179ZM220 36H221V37H220ZM242 36H243V37H242ZM3 37H4V36H3ZM36 37H37V38H36ZM169 37H171V39H172V38L174 39V38L176 37L174 40L176 41V39H177V40H178V43L175 42L176 44H174V43H173V42H174L173 39H172V41H173V42H172V41H170L171 39H169ZM226 37H227L228 40L225 39ZM244 37L246 38V40H245ZM249 37H250V38H249ZM1 38H2V37H1ZM38 38H39V39H38ZM58 38H59V39H58ZM152 38H153V37H152ZM236 38H238V39H236ZM243 38H244V39H243ZM248 38H249L250 40H249ZM259 38H260V39H259ZM27 39H31V38H30V37H27ZM120 39H121V40H120ZM138 39L141 40V37L138 38ZM189 39H190V38H189ZM193 39H194V38H193ZM193 39H192V40H193ZM195 39H196V37H195ZM234 39H235V40H234ZM242 39H243L246 43H245ZM247 39H248V41H247ZM252 39H253V40H252ZM255 39H256V40H255ZM3 40H4V38H3ZM3 40L0 41V43H1V42L4 43L5 40H4V41H3ZM40 40L43 42V44L40 43V42H41ZM63 40H64V41H63ZM129 40H130L129 42H131L132 37L129 38ZM143 40H144V38L142 39V41H143ZM168 40H169V41H168ZM192 40H191V41H192ZM208 40H207L206 44L208 43ZM230 40H232V41H230ZM240 40H241L242 42H241ZM254 40H255V41H258V42H255ZM18 41H19V40H18ZM28 41H30V40H27V43H28ZM37 41H39V43H37ZM48 41H49L50 44L48 43ZM50 41H52V43H51ZM54 41H55V42H54ZM76 41H77V42L74 41V42H75V46H74V50H75V52L77 51L76 53H79V54L82 53V55L87 54V52H86V51H87V50H86V48H87V42L84 41L83 39H79V40L77 39ZM112 41H111V42H112ZM117 41H118V43H117ZM119 41L121 42V44L123 43L122 46H120V42H119ZM180 41H183V42L181 43ZM191 41H189V42H191ZM193 41H194V40H193ZM195 41H196V40H195ZM195 41H194V42H195ZM233 41H235V42H234V43H231V42H233ZM252 41H253L254 43H252ZM13 42H14V41H13ZM30 42H32V41H30ZM30 42L28 43V45L30 44ZM53 42H54V44L57 45V46L54 45L55 48H54V46H52V47H51V50H49V49H50V46L53 45ZM59 42H60V44H59ZM129 42H127V43H129ZM138 42H141V41H138ZM145 42H146V41H145ZM169 42H170V43H169ZM248 42H249V43H248ZM259 42H260V43H259ZM5 43H6V42H5ZM24 43H26V42H24ZM81 43H82V45H80ZM85 43H86V44H85ZM147 43H148V42H147ZM147 43H145V44H147ZM180 43H181V44H180ZM192 43H193V42H192ZM192 43H191V44H192ZM218 43H219V45H218ZM235 43H236V44H235ZM247 43H248V45H247ZM256 43H257V44H256ZM31 44H32V43H31ZM35 44H36V45H35ZM38 44H39V45H38ZM44 44H45V45H46V44H49V45H48L49 48H47V45H46V48H45V45H44ZM58 44H59V45H58ZM63 44H64V45H63ZM69 44H68V45H69ZM116 44H117V45H116ZM138 44H137V45H138ZM173 44H174V46H175V45L177 46V44H179L178 46H180V45L183 44V46H182V47H178V48H179V49H178L176 46H175L176 48H175L174 46H172ZM191 44H190V45H191ZM193 44H197V45H198L197 41H196V43H193ZM208 44H209V43H208ZM208 44H207V49H209V48H208ZM245 44H246V45H245ZM252 44H253V45H252ZM258 44H260V45H258ZM2 45H1V46H2ZM22 45H23V44H22ZM26 45H27V44H26ZM26 45H25V46H26ZM28 45H27V47H28ZM113 45H115L114 48H113ZM197 45H195V46H197ZM210 45H211V44H210ZM221 45H220V46H221ZM228 45H229V48H230V49L227 48ZM232 45H233V48H232ZM239 45H240V46H239ZM251 45H252V46H251ZM6 46H7V47H6ZM29 46H30V45H29ZM31 46H32V45H31ZM31 46H30V48H31ZM39 46H40V47H39ZM41 46H42V47L44 46V47L41 48ZM72 46L69 45L70 48H73ZM118 46H119V47H118ZM164 46H165V45H164ZM195 46H194V47H188V50H190V48H195ZM242 46H243V47H242ZM244 46H245L246 51H245V49H244ZM248 46H250V48H249ZM255 46L257 47L256 49H255ZM27 47H25V50L27 49ZM36 47H35V48H36ZM58 47H57L56 49L59 50ZM63 47H64V48H63ZM116 47H117V48H116ZM120 47H122V48H120ZM126 47H128V46H126ZM183 47H184V48H183ZM235 47H236V48H235ZM239 47H240V48H239ZM253 47H254V48H253ZM258 47H259V48H258ZM263 47H264V46H263ZM19 48H20V46H19V47L17 46V49H19ZM39 48H40V49H39ZM76 48H77V49H76ZM124 48H125V46H124ZM149 48H150V47H149ZM172 48H173V49H172ZM180 48H182V50H184V53H183V51H182V52L180 51ZM221 48H222V47H221ZM231 48H232V49H231ZM251 48H253V49H251ZM28 49H29V48H28ZM28 49H27V50H28ZM38 49H39V50H38ZM44 49H45V50H44ZM52 49L54 50L53 54H54V56L56 57V59L53 57L52 54L49 55V56L52 55V57H51L52 59H50V58L48 57L49 51H50V53H51V52H52ZM80 49H81V50H80ZM87 49H88V48H87ZM105 49H106V52H105ZM119 49H120V50H119ZM121 49H123V54H124V55H123L122 53H119V52H121ZM125 49H128V48H125ZM138 49H139V50H138ZM176 49L178 50L177 52H176ZM233 49H234V50H233ZM237 49H238V51H237ZM247 49H248V50H247ZM249 49H250V50H254V49L257 50V53H258V54L256 53L255 50H254V51H250ZM20 50L23 51L24 48H23V49H20ZM30 50H29V51H30ZM40 50H41V51H40ZM47 50H48V51H47ZM58 50H57L56 52H58ZM60 50H61V49H60ZM65 50H67V49H65ZM65 50H64V51H65ZM108 50H109V51H108ZM112 50H113V51H112ZM116 50H118V51H116ZM149 50H150V49H149ZM218 50H220V48H219ZM224 50H226V51H224ZM231 50H233V51H231ZM243 50L245 51L244 53H245V56H246L247 58H246V57H243L244 55L241 54ZM42 51H43V52H42ZM45 51L48 53L46 56H45V53H46ZM97 51H96V52H97ZM114 51H116V52H115V53H112V52H114ZM164 51H167V50H164ZM168 51H167V52H168ZM179 51L181 52L180 54H182V55H180V56H181L180 60H178V58H179L180 56H177ZM260 51H261L263 54H261ZM41 52L43 53V55H42ZM84 52H85V53H84ZM167 52H165V53H167ZM173 52H172L171 54H173V56H174L175 54H174ZM187 52H188V51H187ZM218 52H220V53H218ZM225 52H226V53H225ZM228 52H229L230 54H229ZM246 52H249V53H246ZM250 52H251V53H250ZM253 52H254L255 55L253 54ZM1 53H2V54H1ZM12 53H13V54H12ZM59 53H60V51H59ZM92 53H94V52H92ZM103 53L101 52V53H100V56H102L101 54H103ZM118 53H119V54H118ZM144 53H143V55H144ZM165 53H164V54H165ZM222 53H223V54H222ZM231 53H233V54H231ZM6 54H7V55H6ZM36 54H37V56H35ZM88 54H89V53H88ZM104 54H103V55H104ZM113 54H114V55H113ZM115 54H117V55H115ZM120 54H121V55H120ZM171 54H170V55H171ZM184 54H185V55H184ZM218 54H220V55H218ZM227 54H229V55H227ZM246 54H247L248 56H247ZM252 54H253V58L258 57V56H259V58H260V55H259V54H261L262 59L259 60V62L257 61V62L259 63L258 65H257L256 60H258L259 58H255V60H254L253 58H251V60L254 62V64H253V62L249 59L250 57H252ZM12 55H13V56H12ZM16 55H17V57L15 58ZM25 55H27V56L25 57ZM30 55H31V57H30ZM33 55H34V57H33ZM122 55H123V56H122ZM143 55H142V56H143ZM145 55H146V54H145ZM221 55H224L225 57L223 56V59H221ZM240 55H242V58H241ZM262 55H263V56H262ZM10 56H11V57H10ZM89 56H90V55H89ZM96 56H98V54H95L94 57H96ZM113 56H114V57H113ZM116 56H117V58H115ZM130 56H131V57H130ZM147 56H148V55H147ZM147 56H146V57L143 56L144 59L147 58ZM164 56H165V55H164ZM166 56H168V58L171 57V59L173 58V56H169V55H167V54H166ZM182 56H184V57L186 56L187 59H189V61L186 59V57H185V58L183 57L184 60H185V59L187 60V61H186V60L184 61V60L182 59ZM217 56H218V57H217ZM236 56H237V57H236ZM238 56H239V57H238ZM249 56H250V57H249ZM6 57L9 58V59H6ZM22 57H23V59L25 58L24 60H26V59L28 60V57H29L30 59L32 58V59H31L32 61H30V60H29L28 62H27V60L25 61L27 64H29V63H30V64L35 63V64L38 65V62H39L40 65H38L37 68H40L39 66H42V67L40 68L41 70H40V69H37V71H35L36 74L33 73V72H34V70H33V66H34V64H32L33 66L30 65V64H29V65H26V63L24 62V60L22 59ZM40 57H42V58H40ZM44 57H46L47 59H45L43 65H41V64H42L41 62L43 61L42 59H44ZM105 57H106V56H105ZM122 57H124V58H122ZM125 57H127V58H125ZM129 57H130V58H129ZM143 57H141L140 59H143ZM219 57H220V58H219ZM233 57L236 58V59H234ZM248 57H249V58H248ZM11 58H13L14 61H13V59H11ZM17 58H19V59H17ZM38 58H39V61H38ZM53 58H54L55 60H54V61H51V60H53ZM91 58H93V56H92ZM113 58H114L115 60H114ZM166 58H167V57H164V61H165L166 63H167V61H168V63H171V61H173V60H171L170 58H169L170 61H169V59L166 61ZM217 58H219V59H217ZM225 58H226V59H225ZM36 59H37V60H36ZM40 59H41L42 61H41ZM116 59H117V62H116ZM119 59H120V60H119ZM123 59H124V60H123ZM144 59H143V60H144ZM213 59H214V60H213ZM231 59H232V60H231ZM238 59H239L240 61H239ZM248 59H249V60H248ZM7 60H8V61H7ZM17 60H19V61H17ZM48 60H49V61H48ZM110 60H111V61H110ZM112 60H113V62H112ZM125 60H126L127 62H125ZM182 60H183V61H182ZM234 60H235V62H233ZM244 60H245V61H244ZM12 61H13L14 63L17 61L16 63H18L19 65H20V62H21L22 64H21L20 66H21V68H22V67H23V68L21 69V68H19V66L17 67V66H16V63H15L14 66H16V68H15L16 71L14 72L15 69H14V67H13V65H12V64H13ZM22 61H23V62H22ZM108 61H107V62H108ZM121 61H122V65H121ZM144 61H145V60H144ZM144 61H143V62H144ZM174 61H173V62H174ZM181 61H182V64H179V62L181 63ZM212 61H211V64H212ZM231 61H232V63H231ZM248 61H249V62H252V64H253L252 67H253V68L257 65V66L259 67V71H260V69L263 67L262 71H260V73L257 72V70L255 71L254 69H253V70H254V71H253L252 68H251V65H250L251 63H249ZM31 62H32V63H31ZM123 62H124V63H123ZM173 62H172V63H173ZM195 62H196V63H195ZM225 62H226V63H225ZM239 62H240V64L243 62L244 65L242 66L243 63H242L241 65H239ZM246 62H248V63H246ZM58 63H59V61H58ZM127 63H128L129 65H128ZM172 63H171V64H172ZM219 63H222V64H220V66H219ZM233 63H235V64L233 65ZM262 63H263V64H262ZM116 64H114V65H116ZM173 64H174V63H173ZM177 64H174V66H175V65L178 66ZM223 64H225V65H223ZM227 64H228V65H227ZM246 64H247V65H246ZM261 64H262V65H261ZM1 65H2V64H1ZM8 65H9V66H8ZM24 65H25L26 67H24ZM125 65H123V66H124V67H127V66H125ZM213 65H212V66H213ZM221 65H222V66H221ZM232 65H233L235 68H234ZM248 65H250V66H249V69H250V70L248 69ZM6 66H7L8 68H7ZM27 66H29V67L32 66V67L28 68ZM43 66H45V67H43ZM56 66H57V65H56ZM119 66H120V67H119ZM237 66H238V67H237ZM241 66H242V67H241ZM245 66H246V67H245ZM260 66H261V68H260ZM34 67H36V65H35ZM50 67H49V68H50ZM114 67H116V66H114ZM225 67H226V68H229V67H230V68L227 69V71H226V68H225ZM232 67H233L234 72H233V70H232ZM9 68H10V70H9ZM17 68H18V69H17ZM24 68H27L29 71H28L27 69H24ZM31 68H32V71H30ZM52 68H51V69H52ZM121 68H120V69H121ZM179 68H180V69H179ZM23 69H24V70H23ZM35 69H36V68H35ZM53 69H55V65H54V68H53ZM159 69H160V68H159ZM159 69H158V71H159ZM235 69H236V70H235ZM245 69H246V70H245ZM255 69H257V68L255 67ZM22 70H23V71H22ZM39 70H40V71H39ZM162 70H163V68H162ZM216 70H217V71H216ZM222 70H223V72H222ZM12 71H13L14 73H12ZM25 71H26V72H25ZM178 71H177V72H178ZM186 71H187L188 73H187ZM225 71H226V72H225ZM229 71H230V72H229ZM247 71H249V74H250V72H251V75H252V73H254V74H253L254 76H249V74H248ZM10 72H11V73H10ZM23 72H25V75H23ZM160 72H161V69H160ZM172 72H174V71H172ZM177 72H175V73H177ZM185 72H186V74H185ZM256 72H257L258 75L261 74L262 77L259 76L258 79H257V76H258V75L255 74ZM261 72H263V73H261ZM15 73H16V76H13ZM46 73H47V72H46ZM46 73L44 72V77H45V75H47ZM175 73L173 74L174 77H175ZM178 73H179V72H178ZM246 73H247V74H246ZM38 74H37V75H38ZM42 74H43V73H42ZM42 74H40V76H41ZM144 74H145V73H144ZM149 74H150V73H149ZM179 74H181V73H179ZM191 74H192V75H191ZM219 74H220L221 77L219 76ZM239 74H240V75H239ZM11 75L13 76V78H10V80H8V78L11 77ZM33 75H35V76H33ZM49 75H47V76H49ZM150 75H151V74H150ZM150 75H149V77H146V81H145V82H147V78H149V79L151 78ZM162 75H163V73H162ZM170 75H172V73H170ZM190 75H191V76H190ZM194 75H193V76H194ZM146 76H148V75L146 74ZM179 76H180V75H179ZM182 76H183V77H182ZM216 76H219V78H220L221 80H220L218 77H217V78H218V79H217ZM242 76H243V77H242ZM246 76H247V77H246ZM248 76H249L250 80H252V82H251V81H250V82L248 81ZM21 77H22V78H21ZM222 77H223L224 79H223ZM252 77H255V79L252 78ZM33 78H34V79H33ZM45 78H47V77H45ZM144 78H145V77H144ZM152 78H154V77L152 76ZM152 78H151V79H152ZM182 78H183V79H182ZM208 78H206V80H205V78H204V80L206 81V83L204 82V80H202V81H201V82H203L202 84L205 83V85H206L207 82H208V81H207ZM225 78H226V79H225ZM240 78H241V79H240ZM259 78H260V80H259ZM261 78H262V79H261ZM20 79H19V80L16 79V81H17V82L19 81V83H21V82H20ZM25 79H23V80L25 81ZM149 79H148V80H149ZM154 79H156V78H154ZM170 79H171V78H170ZM174 79H175V78H174ZM239 79H240V80H239ZM246 79H247V80H246ZM1 80H2V81H1ZM23 80H21V81H22L21 84L17 83L16 81H15V82H16V84H18V85H21V86L23 85V86H24V84H23L24 81H23ZM32 80H31V81H32ZM46 80H47V79H46ZM142 80H143V79H142ZM171 80H172V79H171ZM171 80H169V82H170ZM186 80H187V81H186ZM193 80H194V78H193ZM210 80H214V81L216 80L215 82H216L218 85H217L214 81H211V82H210ZM217 80H220V81H217ZM243 80H244V81H243ZM261 80H262V82H260ZM153 81H155V80H153ZM173 81H174V80H173ZM221 81H222V82H221ZM253 81H255V82H253ZM256 81H257V82H256ZM13 82H12V83H13ZM149 82H152V81H149ZM186 82H187V83H186ZM190 82H193V81L191 80ZM201 82H200V84H201ZM226 82L229 83V84H228V87H227V83H226ZM4 83H1V84H0V87L3 85V87H1V89H0V92H2V91H7V93L9 92V94H10L11 92L13 93V92L15 91L16 87L18 86V85H17V86H14V87H15V88H14V87H11V86L13 85V84H12V85L9 86L8 89H7V87H5V85H4ZM25 83H27V82H25ZM147 83H148V82H147ZM173 83H172V81H171V84H173ZM178 83H179V84H178ZM212 83H213V84H212ZM219 83H221V85L224 86L225 88H222V86H220ZM238 83H239V84H238ZM259 83H260V84H259ZM171 84H170V87H171ZM202 84H201V85H202ZM234 84H236V85H234ZM251 84H253V85L251 86ZM257 84H258V85H257ZM262 84H263V85H262ZM27 85H28V84H27ZM185 85H184V86H185ZM198 85H199V86H198ZM213 85L215 86V88H214ZM232 85H233V86H232ZM237 85H238V86H237ZM246 85H247V86H246ZM172 86H173V85H172ZM219 86H220V87H219ZM231 86H232L233 88H231ZM241 86H242V87H241ZM248 86H249V87H248ZM255 86H256V87H255ZM258 86H260V87H258ZM10 87L13 88V89H11ZM177 87H178V88H177ZM196 87L194 86V87H193V90H194V88H196ZM201 87H202V86H201ZM205 87H206V86H205ZM216 87H217V88L219 87V88L217 89V91H215V90H216ZM236 87H237V90H238V92H236V94L241 93V96H239L240 94H239L238 96L235 95V91H237V90L235 89ZM262 87H263V88H262ZM3 88H4V89L6 88L7 90H6V89L3 90ZM17 88H20V86L17 87ZM25 88H26V85H25ZM25 88H24V89H25ZM174 88H176V89L174 90ZM240 88H243V89H240ZM246 88H247V90H246ZM251 88H252V89H251ZM9 89H11V90H9ZM205 89H206V88H205ZM214 89H215V90H214ZM224 89H225V90H224ZM232 89H233V90H232ZM244 89H245L246 91H245ZM258 89H259V91H257ZM260 89H261V91H260ZM12 90H14V91H12ZM184 90H182V91H184ZM226 90H227V91H226ZM234 90H235V91H234ZM249 90H251V91H249ZM21 91L24 92V90H22V89H21ZM21 91L18 92L17 95H16V93H14V96H15L14 98H15V100H13V102H12V103H9V104H8V103H5V104H6L5 106H9V107H11V106L16 105V103H18V101L20 100V99L18 98V99H17L18 101H17V100H16V97H17V96L20 97V93L22 94ZM213 91H215V92H213ZM222 91H223V92H222ZM228 91H230V92H228ZM243 91H245V92H243ZM255 91L258 92V93H254ZM186 92H187V91H186ZM207 92H208V91H207ZM4 93H5V92H4ZM232 93H233V94H232ZM242 93H243V94L245 93V95H243ZM252 93H253V94H252ZM2 94H3V93L0 94L1 97L4 96V94H3V96H2ZM169 94H170V92H169ZM172 94H171V95H172ZM247 94H248V96H247ZM249 94H251V95H249ZM254 94H255V95H254ZM257 94H258V96H257ZM10 95H11V94H10ZM175 95H172V96L174 97ZM215 95H216V94H215ZM223 95H224V94H223ZM223 95H222V96H223ZM234 95H235V96H234ZM253 95L255 96L256 99L254 98ZM6 96H7V95L5 94V97H6ZM172 96H170V97L172 98ZM201 96H202L203 100L206 99L205 102L203 101L204 103L201 102L202 104H201V103H198L200 100L202 101ZM210 96H211V97H210ZM242 96H243V97H242ZM259 96H260V97H259ZM261 96H262V97H261ZM5 97H3V98H5ZM167 97L170 99V97H169L168 94H167ZM197 97H198V96H197ZM241 97H242L243 100H239V99H236V100H235V98H241ZM246 97H247V98H246ZM3 98H2V99H3ZM8 98H9V96H8ZM8 98H6V99H8ZM10 98H11V96H10ZM12 98H13V95H12ZM212 98H213V99H212ZM260 98H261V99H260ZM169 99H168V101H169ZM173 99H174V98H173ZM173 99H172V100H173ZM232 99H233V100H232ZM250 99H251V101H249ZM166 100H167V99H166ZM172 100H171V103H173ZM212 100H213V101H212ZM237 100H238L239 103L237 102ZM247 100H248V101H247ZM257 100H258V102H257ZM16 101H17V102H16ZM252 101H253V104L251 103ZM14 102H15V103H14ZM165 102H166V101H165ZM187 102H188V103H187ZM191 102H192V103H191ZM194 102H195V103L197 102L196 105H197V104L201 105V106H200L201 108H199L198 106H196ZM220 102H221V103H220ZM235 102H236V103H235ZM256 102H257L258 104H257ZM260 102H261V103H260ZM13 103H14V105H13ZM166 103H167V102H166ZM169 103H170V102H168L167 104H169ZM171 103H170V108H172L171 105H173V104H171ZM183 103H182V104H183ZM190 103H191L192 105H195V106H192V107H193V110H192V107H191ZM193 103H194V104H193ZM246 103H247V104H246ZM211 104H212V103H211ZM224 104H226L225 107L223 106ZM237 104H239L240 106L238 105V107L236 108ZM185 105H186L187 107H186ZM205 105H206V104H205ZM207 105H208V104H207ZM235 105H236V106H235ZM248 105H249V106H248ZM253 105H254V106H253ZM255 105H256V107H255ZM179 106H180V105H179ZM179 106L176 107L175 109L180 108ZM251 106H253V107H251ZM173 107H174V106H173ZM194 107H197V110H198V111H197V110H196V111H197V113H198V115H199L198 117L201 116V118H200L199 120L197 119V121H196V118H195V121H196V122L193 121V120H194L193 117L195 116V115H193V113L195 112L194 114H196V111H194V110H195ZM222 107H223V109H221ZM227 107H228V108H227ZM257 107H258V108H257ZM185 108H186V110H185ZM187 108H188V110H187ZM215 108L218 109V110L216 111ZM229 108H230V109H229ZM231 108H232V109H231ZM252 108H253V109H252ZM254 108H255V109H254ZM189 109H190V110H189ZM235 109H237V110H235ZM249 109L251 110L250 112H249ZM177 110H178V109H177ZM177 110H176V112H177ZM191 110H192L193 112H192ZM224 110H225V111H224ZM231 110H232V111H231ZM234 110H235V111H234ZM238 110H239V111H238ZM252 110H253V111H252ZM256 110H257V112L255 113ZM185 111H186V112H187V111H188V112H189V111L192 112V113H191V112H189V113L187 112L189 115H190V113H191L190 117H192V119H191V118H190V119L187 118L189 115L186 114ZM215 111H216V112H215ZM218 112H219V113H218ZM232 112H234V113L236 112V114H233V116H232V115H231ZM200 113H201V111H200ZM210 113H211V112H210ZM210 113L208 114V116H209V115L211 116ZM228 113H229V114H228ZM254 113H255V114H254ZM225 114H227L228 116H226ZM221 115H222V117H221ZM235 115H237V116H235ZM214 116H213V117H214ZM242 116L245 117V120H244V118H243ZM246 116H247V117H246ZM258 116H259V117H258ZM196 117H197V115H196ZM198 117H197V118H198ZM218 117L221 118L222 120L219 119ZM233 117H235V118H233ZM249 117H252L254 120H253L252 118H249ZM184 118H185V119H184ZM186 118H187V120H186ZM217 118H218V119H217ZM224 118H225V119H224ZM231 118H233V121L231 120ZM246 118H249V119H246ZM162 119H163V118H162ZM234 119H236V120H234ZM242 119H243V120H242ZM261 119H262V121H261ZM164 120H166V119L164 118ZM176 120L173 119L174 122H175ZM182 120H183V122H182ZM218 120H219V121H218ZM223 120H224V122H223ZM225 120H226V121H225ZM241 120H242V121H241ZM247 120L250 121V122H248ZM208 121H212V123H211L212 125H211V126H210V122H208ZM221 121H222V122H221ZM235 121H236V122H235ZM238 121H239V122H238ZM257 121H258V122H257ZM219 122H220V123H219ZM231 122H232V123H231ZM233 122H234V124H233ZM246 122H247V123H246ZM164 123L166 124L165 121H164ZM168 123H169L170 125L173 124L175 127H174L173 125H172V126H173L174 128H176V125H175L174 123H172V122H171L172 124H171L170 122H168ZM168 123H167V124H168ZM182 123L184 124L183 126H182ZM187 123H188V124H187ZM197 123H198V122H197ZM208 123H209V124H208ZM223 123H224V124H223ZM244 123H245V124H244ZM256 123H257V124H256ZM258 123H259V124H258ZM262 123H263V124H262ZM214 124H215L216 127H218V128H216ZM222 124H223V126H222ZM227 124H228V125H227ZM230 124H231V125H230ZM237 124H238V125H237ZM246 124H247V125H246ZM255 124H256V125H255ZM217 125H218V126H217ZM220 125H221L223 128H222ZM226 125H227V126H226ZM232 125H233V126H232ZM181 126H182V127H181ZM186 126L189 127V128H187ZM202 126H203V127H202ZM219 126H220V129H219ZM224 126H226V127H224ZM242 126H243L244 128H243ZM245 126H246V127H245ZM259 126H260V127H259ZM207 127H206V128H207ZM213 127H214L215 129H217V131H218V129H219V131H220L221 133H218L219 131L216 132L215 129H214ZM239 127H240V130H239ZM254 127H255V128H254ZM226 128H228V129L226 130ZM235 128H236V129H235ZM258 128H261V129H258ZM213 129H214V132L212 131ZM229 129H230V131H228ZM241 129H243V130H241ZM244 129H245V130H244ZM250 129L252 130L251 132H250ZM253 129L256 130V132H254ZM225 130H226V132L224 133ZM235 130H236V131H235ZM257 130H258L259 132H258ZM227 131H228V133H227ZM238 131H239V133H238ZM262 131H263V132H262ZM222 132H223V133H222ZM229 132H230V133H229ZM231 132H232V133H231ZM246 132H247V133H246ZM260 132H261L262 134H259V136H258V133H260ZM169 133H170V132H169ZM213 133H214V134H217V133H218V134H217V135H214ZM250 133H251V134H250ZM255 133H256V134H255ZM208 134H209V135H208ZM212 134H213V136H211ZM221 134H224V135H221ZM225 134H226L227 136H230V139H231V137H232V135H233V137H232V142H233V140H234L233 145H232V143H230V141H229L230 139H229V138L226 139L227 136H225ZM229 134H230V135H229ZM240 134H241V135H240ZM254 134H255V136H254ZM218 135H221V138H219ZM237 135H238V136H237ZM261 135H262V136H261ZM209 136H210V137H209ZM216 136H218L217 139H216ZM245 136H246V137H245ZM249 136H250V137L253 136V137H251L250 140H249ZM222 137H223V138H222ZM234 137H236V138H234ZM238 137H239L240 139H239ZM255 137H257V139L259 140V142H260L261 144L258 142V140H256ZM203 138H202V139H203ZM210 138H211V139H210ZM242 138H243V139H242ZM246 138H247V139H246ZM253 138H255V139H253ZM251 139L256 140V141H254V144L259 143L260 145H259V144H256V145L254 146V144L252 143V140H251ZM219 140H220V141H219ZM221 140H222V142H221ZM227 140H228V141H227ZM242 140H243V141H242ZM237 141H238V142H237ZM208 142H209V143H208ZM215 142H216V141H215ZM228 142H229L230 144H229ZM243 142H245V143H243ZM248 142L251 143L252 145L249 144ZM206 143H208V144H210V145L208 146V144H206ZM199 144H200V143H199ZM213 144H214V143H213ZM223 144H224V142H223ZM235 144H236V145H235ZM238 144H239V146L241 145V146L244 148V150H243L241 147H239ZM245 144H246V145H245ZM263 144H264V143H263ZM205 145H206L207 147H202V148H200L201 146H205ZM221 145H222V146H221ZM231 145H232V146H231ZM257 145H258V146H257ZM198 146H199V149H198ZM224 146H225V145H224ZM237 146H238L239 148H237ZM246 146H248V147H246ZM253 146H254V147H253ZM260 146H261V147H260ZM230 147H231L232 149H231ZM256 147H257V148H256ZM223 148H221V149H223ZM236 148H237V150H236ZM253 148H255V149H253ZM258 148H260V149H258ZM215 149H213V150L215 151ZM221 149H220V150H221ZM247 149H248V150H247ZM251 149H253L252 152H251ZM257 149H258V150H257ZM220 150H218L219 153H217L218 151H217V152L215 151V152H216V154H219V155L221 156V154H222V152H223L224 150H221V151H220ZM240 150L242 151L243 155L246 154V156H244V158L246 157L245 160L243 159V155H242V153L240 154V152H241ZM249 150H250V151H249ZM233 151H234V152H233ZM243 151H244V152H243ZM220 152H221V154H220ZM225 152H224V153H225ZM232 152H233V153H232ZM250 152H251V153H250ZM257 152H259L261 156L259 155V153H258V155H256ZM262 152H263V153H262ZM236 153H237V154L239 153V154L237 155ZM254 153H255V154H254ZM261 153H262L263 155H262ZM219 155H218V156H219ZM234 155H235V156H234ZM236 155H237V156H236ZM255 155H256L257 157H256ZM220 156H219V157H220ZM239 156H240V158H241L240 161H239V159H240ZM248 156H249V157H248ZM221 157H222V156H221ZM231 157H232V158H231ZM253 157H254V158H253ZM258 157H259L260 160L257 161ZM233 158H234V159H233ZM236 158H237V159L239 158V159L236 160ZM261 158H262V159H261ZM228 159H226V158H225V159H224V158H223V159H219L217 165H219L220 163H222V164H220V166H222V165H223V162H222L223 160L226 161V162H224V163H225V165H227V164L229 163V162L227 161ZM242 160H243V162H242ZM251 160H252V161H251ZM255 160L257 161V162H256L257 165L254 163ZM230 161H231V160H230ZM244 161H246L247 163L245 164ZM227 162H228V163H227ZM234 162H233V166H234V164H235ZM238 162H240V163H238ZM242 163H243V165H242ZM236 165H235V166H236ZM238 165H237V166H238ZM251 165H252V164H251ZM220 166H219V167H220ZM231 166H232V165H230V167H229V164H228V166H225V167H224V165H223L222 168H221V167H220V168H221V170H222L223 167H224V168L227 167L226 169H228V167H229V169L232 170L233 167H231ZM237 166H236V167H237ZM261 166H262V165H260V167H261ZM250 167H251V166H249V165L247 166V165H246V168H245V169L248 168L247 170H250ZM220 168L217 167V171H220ZM237 168H238V167H237ZM239 168H240V167H239ZM241 168H240V169H241ZM215 169H216V166H215ZM226 169H224V170H226ZM229 169H228V170H229ZM254 169H257V168H253V170H254ZM262 169H263L262 171H261V169H259L258 171H259V172H264V167H263ZM233 170H234V169H233ZM251 170H252V169H251ZM215 171H216V170H215ZM202 176H203V175H202ZM202 176H201V174H199V175H198V174L195 175V176H194V179H195V180H193V178H192V182H194V181H196V180L199 181V180H198L199 177L202 178ZM197 181H196V182H197ZM192 182H191L190 184H192ZM196 182H195V183H196ZM193 184H194V183H193ZM193 184H192V185H193ZM196 184H198V183H196ZM194 185H195V184H194ZM214 187H216V186H214ZM212 188H213V187H212ZM216 188H217V190H218V187H216ZM216 188H214L213 190L211 189V191H212V192L215 191ZM220 189H221V188H220ZM217 190H216V191H217ZM216 191H215V192H216ZM215 192H214V193H215ZM216 193H218V192H216ZM219 193H220V192H219ZM219 193H218L217 195H219ZM221 194H223V192H221ZM221 194H220V196H221ZM226 194H227V193H226ZM226 194H224V197H225L226 199L228 198V201H227V200H223L224 197H222V196H221L222 198H221V197H218V198L215 197V198L218 199V200L220 199L221 201H224V202L226 201V203L228 204V206L231 208V207L234 205V204H233L234 202H230V200H231V201H233V200L229 198L230 195H226ZM212 195H213V194H212ZM214 196H215V194H214ZM226 196H227V197H226ZM228 196H229V197H228ZM216 199H214V203H217V202H215ZM220 200H219V201H220ZM216 201H217V200H216ZM229 202H230V204H229ZM218 203H219V202H218ZM231 203H232L233 205H232ZM219 205H220V204H219ZM222 205L225 206V203H224V204L222 203L219 207H221ZM230 205H231V206H230ZM216 206H217V204H216ZM224 206H222V207L224 208ZM225 208H226V207H225ZM233 208H234V207H233ZM217 209H219L218 206H217ZM227 209H228V208H227ZM227 209H225V211H228ZM231 209H232V208H231ZM219 210H221V209H219ZM223 210H224V209H223ZM230 211H231V210L229 209L228 213H229ZM222 212H223V211H222ZM223 213H224V212H223Z\"/></svg>", "mask_w": 264, "mask_h": 264}]
</instances>
